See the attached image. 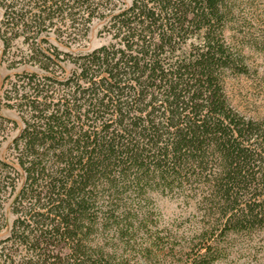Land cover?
I'll list each match as a JSON object with an SVG mask.
<instances>
[{
	"label": "trees",
	"instance_id": "trees-1",
	"mask_svg": "<svg viewBox=\"0 0 264 264\" xmlns=\"http://www.w3.org/2000/svg\"><path fill=\"white\" fill-rule=\"evenodd\" d=\"M233 1L0 0L1 57L42 71L3 93L22 125L0 155V264H211L264 231V116L225 89L250 70ZM94 21L108 42L76 50ZM153 192L193 203L192 234L158 228Z\"/></svg>",
	"mask_w": 264,
	"mask_h": 264
},
{
	"label": "rangeland",
	"instance_id": "rangeland-1",
	"mask_svg": "<svg viewBox=\"0 0 264 264\" xmlns=\"http://www.w3.org/2000/svg\"><path fill=\"white\" fill-rule=\"evenodd\" d=\"M233 2V13L225 36L243 52L250 70L246 74L228 73L225 78V89L231 104L238 111L245 116L260 118L264 116V0H234ZM101 25V22L94 21L87 40L76 50L92 49L107 43L109 37L99 31ZM49 39L54 42V35L50 34ZM8 64V61L0 55V115L17 122V125L13 122L7 123L0 155L11 160L9 145L22 123L17 111L5 105L4 89L8 86L7 82L15 78L16 73L22 71L41 73L42 71L36 65L26 61L17 63L15 66ZM63 64L65 71L69 72L71 65L66 62ZM151 206L154 210L152 219L158 228L177 235L178 240L183 238L182 234H192L194 227L199 226V212L192 202L185 203L175 195H161L153 192ZM9 207L10 201L5 204L7 226L0 232V238L7 235L13 218ZM225 252L223 257L211 264H264V231L255 230L246 236H236Z\"/></svg>",
	"mask_w": 264,
	"mask_h": 264
}]
</instances>
